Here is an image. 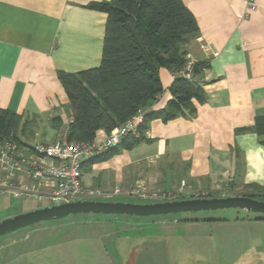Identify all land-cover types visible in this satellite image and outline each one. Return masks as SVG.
I'll list each match as a JSON object with an SVG mask.
<instances>
[{
  "label": "crops",
  "instance_id": "crops-1",
  "mask_svg": "<svg viewBox=\"0 0 264 264\" xmlns=\"http://www.w3.org/2000/svg\"><path fill=\"white\" fill-rule=\"evenodd\" d=\"M109 1L0 0V108L40 119L48 130L43 142L61 140L71 122L58 72L77 73L102 62L107 15L87 6ZM256 1L257 12L247 17V0H183L199 27L184 46L187 57L210 63L203 77L208 100L197 104L193 119L154 120L147 131L149 142L83 166L86 188L172 191L185 182L189 190L221 198L240 196L249 185L264 187V136L244 132L264 116V0ZM160 80L164 91L156 111L172 99V73L160 69ZM106 136L100 131L96 139ZM151 158L158 159L150 163ZM10 199L17 200L0 197V214L10 209ZM205 224L193 221L182 227L193 234ZM169 235L177 241V234ZM171 237H141L142 247L130 248L125 261L197 264L182 247L173 255ZM4 249L0 245L1 253Z\"/></svg>",
  "mask_w": 264,
  "mask_h": 264
},
{
  "label": "trees",
  "instance_id": "trees-1",
  "mask_svg": "<svg viewBox=\"0 0 264 264\" xmlns=\"http://www.w3.org/2000/svg\"><path fill=\"white\" fill-rule=\"evenodd\" d=\"M87 8L107 15L103 56L99 67L58 72L69 97L68 140L96 141L100 131L109 135L139 113L144 118L138 136L126 137L115 148L95 156L84 165L90 167L149 142L147 131L154 120L193 119L197 104L208 100L203 77L210 63L191 62L187 57L184 46L199 33V27L183 0H110L90 3ZM162 68L174 78L169 89L172 99L156 111L153 107L164 91ZM56 121L61 125L60 118ZM34 126V120L0 108V145L7 140L21 145L20 135H33ZM248 131L264 136V116L257 118L254 128L244 130ZM240 196L264 201V187L249 185Z\"/></svg>",
  "mask_w": 264,
  "mask_h": 264
},
{
  "label": "rangeland",
  "instance_id": "rangeland-1",
  "mask_svg": "<svg viewBox=\"0 0 264 264\" xmlns=\"http://www.w3.org/2000/svg\"><path fill=\"white\" fill-rule=\"evenodd\" d=\"M31 120L35 121L33 135L31 132L28 137L20 135L21 144L43 142V136L48 133L40 119ZM37 133L40 135L36 136ZM118 200L144 203L127 196L114 198ZM8 203L10 209L0 214V222L45 207V203L38 200L10 199ZM263 217L240 209L148 218L72 215L0 237V245L5 246L0 252L3 256L0 264H124L123 260L131 264L129 258L125 261V255L133 246L134 249L142 247L141 237L151 235L165 239L171 237L169 234H177V241L176 237H171L173 255L182 247L185 257L191 254V261L197 264H264ZM193 221L207 224L198 226L192 234L182 226ZM178 236H183L184 240L181 237L180 241ZM193 237L196 239L192 240Z\"/></svg>",
  "mask_w": 264,
  "mask_h": 264
},
{
  "label": "built area",
  "instance_id": "built-area-1",
  "mask_svg": "<svg viewBox=\"0 0 264 264\" xmlns=\"http://www.w3.org/2000/svg\"><path fill=\"white\" fill-rule=\"evenodd\" d=\"M257 10V1L247 0L246 16H251ZM203 48L207 51L206 47ZM143 120V114H137L102 141L70 142L67 133L61 140L52 143L35 140L30 144L19 145L13 140L5 141L0 145V197L12 195L20 200H38L44 202L45 207L78 201L108 202L123 195L144 202L140 204L211 198L208 192L189 190L185 182L172 191L148 190L138 186L125 193L118 188L113 192H105L83 185L84 164L115 148L124 138L138 136ZM157 159L148 161L153 163Z\"/></svg>",
  "mask_w": 264,
  "mask_h": 264
},
{
  "label": "water",
  "instance_id": "water-1",
  "mask_svg": "<svg viewBox=\"0 0 264 264\" xmlns=\"http://www.w3.org/2000/svg\"><path fill=\"white\" fill-rule=\"evenodd\" d=\"M227 209L246 210L264 216V201L246 196L197 198L157 204L125 203L120 201H78L70 204L43 207L7 218L0 222V237L29 226L64 219L72 215H125L148 218Z\"/></svg>",
  "mask_w": 264,
  "mask_h": 264
}]
</instances>
